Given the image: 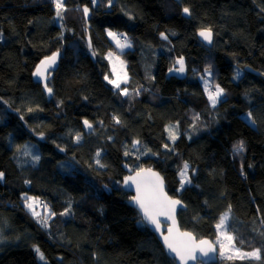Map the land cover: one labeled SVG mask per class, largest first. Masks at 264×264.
Segmentation results:
<instances>
[{"label":"trees","instance_id":"trees-1","mask_svg":"<svg viewBox=\"0 0 264 264\" xmlns=\"http://www.w3.org/2000/svg\"><path fill=\"white\" fill-rule=\"evenodd\" d=\"M81 2L64 0L60 20L52 0H0V264H174L121 188L144 168L185 206L182 230L219 250L227 212L232 246L259 250L216 264H264V0H96L87 16ZM202 29L214 35L210 49ZM109 32L131 47L119 52ZM107 52L127 64L126 95L104 80ZM53 53L47 95L33 73ZM180 58L185 76L169 75ZM205 68L224 90L215 106L200 83ZM185 163L191 182L181 187ZM26 197L45 203L47 228Z\"/></svg>","mask_w":264,"mask_h":264},{"label":"snow or ice","instance_id":"snow-or-ice-1","mask_svg":"<svg viewBox=\"0 0 264 264\" xmlns=\"http://www.w3.org/2000/svg\"><path fill=\"white\" fill-rule=\"evenodd\" d=\"M52 2L55 5L56 9V18L62 20L63 15L62 13L65 11L64 8V0H52ZM93 5L95 6L96 0H92ZM109 4H111V0H109ZM83 12L85 16H87L89 12L88 7H84ZM183 12L186 15H191L189 8L185 7L183 9ZM131 18V17H130ZM108 35L113 38L116 41L117 47L123 49L124 47H131V45L127 42L121 44L120 40L117 38V35L113 32H109ZM123 35V34H121ZM198 35L202 38V40L211 43L212 42V32L210 29H202L199 31ZM161 37L163 39H167V36H165L163 33L161 34ZM124 40L127 41V37H124ZM57 54L58 53H53V55L46 57L44 60L40 62V64L37 66L36 71L33 73L34 76H39L41 77L42 80H46L47 77L43 75V73L48 72V69L51 68L53 65L56 63L57 59ZM109 56H111V53H109ZM177 64L180 65L179 68H172L169 69V71H178V72H183L184 71V64H183V58H180L176 62ZM205 75H211V69L210 68H205ZM239 75V73L237 74ZM237 77L234 76L233 79H236ZM105 80L108 81V83L112 84L114 88L120 89V84L116 81L110 80L108 76H105ZM45 90L48 92L49 95L52 94V89L48 86L47 83H45ZM120 92L122 95L127 94V89H120ZM205 92L208 93V99L211 102L213 106L218 102L219 98L224 94V90L220 88L218 85L215 87L214 91H210L208 86H207V81H205ZM31 111V109H30ZM113 119L116 121V123H121V121L117 117H113ZM247 119L250 120L253 124H255V120L253 119L252 113H249L247 116ZM84 125L86 128L91 129L92 124L88 120L83 121ZM166 132L169 134V138L172 141H175L176 135L173 130V128L167 127L165 129ZM76 141L79 142L81 139L80 135L77 134L75 137ZM139 143V141H134V144ZM64 149L61 148V151ZM19 151V149H18ZM244 151V143L243 141L238 142V144L234 145L233 147V152L236 154H239ZM28 155L29 153H25ZM97 156L100 155L99 152L96 154ZM125 155H128L127 152H125ZM33 162H38L40 157L39 155H33L32 157ZM99 164V161H97ZM101 167L103 165H100ZM144 172L143 169H141L140 172L136 174V177H127L125 179V184H127L129 181H131L133 184L136 185V192L137 195L135 197H132V202L138 207L140 210L143 220L146 221L148 224H152L155 226L156 231L160 230V224L158 220L156 219V215H166L169 218L171 216L169 215V210L171 208H174L176 204H179L180 201L178 200H169L168 197H166L163 194L162 188L160 187L159 184V177L155 174L152 173L151 170L149 169L148 172L150 173L151 176L156 177L155 182L149 181L148 184L150 185V190L147 191H142V181L139 179L141 177V174ZM188 165L187 163L184 164L183 169L180 172V184L181 187L184 186L186 182L190 183L191 181L188 178ZM243 174V172L241 173ZM3 173H0V179L3 178ZM27 183V181H26ZM39 203L37 200H35L33 197H26L25 198V207L28 208L30 211H32L33 217H38L37 222L41 224L42 227L47 228L48 226V210L47 207L45 206V215L43 217L40 216V213L36 212L33 210L34 205ZM70 209H66L65 212L61 213V215H66L67 212ZM230 211V208H229ZM51 215H54V213H51ZM227 220H228V213H224L221 215L219 223L217 224L218 229H224L227 227ZM169 235L163 236V241L170 253H174L180 260L181 264H185L186 260H195L196 257L194 253L199 249L200 254L203 256L208 255V251L211 250V245L208 244V241L201 240L197 244L190 233H181L178 235H174V229L169 228ZM224 238L231 244V242L234 240V237L232 235H229L227 233H223ZM208 245V248L205 249L203 246ZM221 248H224V245L221 244ZM34 251L37 253L39 258L41 260H44L43 254L40 252V249L38 247L34 246ZM236 252L237 256L239 258H244V257H249V258H257L259 259V250H254L253 252L250 253H241L239 249H234ZM221 255H223V251L221 252ZM231 259V257H228Z\"/></svg>","mask_w":264,"mask_h":264},{"label":"water","instance_id":"water-1","mask_svg":"<svg viewBox=\"0 0 264 264\" xmlns=\"http://www.w3.org/2000/svg\"><path fill=\"white\" fill-rule=\"evenodd\" d=\"M185 16H187L185 13H184ZM199 31L196 33V37L198 39V41L203 45L205 46L206 48H211L212 45H213V40H214V35L212 33V42L211 43H208L204 40H202V38L198 35ZM60 53L57 54V59H56V63L55 65H53L51 68L48 69V72L46 73H43L44 76H46L48 78L49 74H51L52 72H54L57 67H58V64H59V61H60ZM44 60V59H43ZM42 61V60H41ZM40 61V62H41ZM40 62L37 64V66L40 64ZM37 66L35 68V71L37 69ZM247 70V69H246ZM34 71V72H35ZM249 71V70H247ZM33 79L35 81H39L40 83H42V86L44 88V91L47 95L48 92L45 90V83L47 82V79L46 80H42L41 77L39 76H34L33 75ZM84 125V124H83ZM85 127V125H84ZM86 128V127H85ZM151 170L152 173H155L158 177H159V184H160V187L162 188V191H163V194L169 198V200H178L176 198H172L170 197V195L167 193L166 191V184H165V181L162 177V175L152 169V168H144V172L141 174V177L139 178L143 183H142V191H147V190H150V185L148 184L149 181H152V182H155L156 180V177H153L150 175V173L148 172V170ZM141 171V170H140ZM140 171H137L135 173H132L130 175H127L123 178L122 180V184H121V188L124 192H126L127 194H129L132 197H135L137 195V192H136V185L133 184L131 181H129L127 184H125V179L127 177H136V174ZM130 198V200L128 201V205L130 207H132L139 215L140 219L142 220V222L146 225V227L154 234L156 240L158 241V243L160 244V246L162 247L164 253L166 254V256L173 260L174 261V264H181V260L174 254V253H170L168 251V249L166 248L165 244H164V241H163V236L165 235H169V228H173L174 229V235H178V234H181V233H190L193 240L198 244L199 241L201 240H205V241H208V244L211 245V250L208 251V255L207 256H203L200 254V251L199 249H197V251L194 253L196 259L195 260H186L185 261V264H216L217 261H218V255H219V250H218V247L216 246V244L209 238H202V239H197L193 233L187 231V230H182L180 225H179V222H178V219H177V214L179 211H183L185 210V206L180 202L179 204H176L174 206V208H171L169 210V215L171 216V218H169L168 216L166 215H156V219L158 220L159 224H160V230L159 231H156V228L154 225L152 224H148L146 221L143 220V217H142V214L140 212V210L138 209V207L132 202V199ZM179 201V200H178ZM205 249L208 248V245H204L203 246Z\"/></svg>","mask_w":264,"mask_h":264},{"label":"rangeland","instance_id":"rangeland-1","mask_svg":"<svg viewBox=\"0 0 264 264\" xmlns=\"http://www.w3.org/2000/svg\"><path fill=\"white\" fill-rule=\"evenodd\" d=\"M85 1L86 0H83L82 1V5L81 6H83V8L86 7V5H88V4L85 3ZM108 37L110 38V41L112 42V44H114L115 46H117L116 41L113 38H111L109 35H108ZM117 38L120 40L121 44L127 42V41L124 40V38H120L118 36H117ZM127 48H129V47H124L123 49L117 47V50L119 52H122L123 50H126ZM109 53H111V52H107L105 54V59L108 62V65H109V73L106 74L105 76H108V78L110 80H113V81L118 82L120 84V88H121L123 85H126V83L128 81L127 64L123 60H121L116 54L111 53V56H109ZM183 64H184V71L182 73L181 72H178V71H169V75H177L178 77H184L185 74H186V67H185L184 59H183ZM176 66L177 67H175V68H179L180 67L179 64H177ZM105 76H104V80H105ZM199 79H200V83H201V85H202V87H203L204 90H205V81H207V86H208L209 90H212V89L215 90V87L217 85H213L212 84L210 75H204L203 77H200ZM105 81L108 83L107 80H105ZM110 85L113 86L112 84H110ZM206 95L208 97V93H206ZM221 98H222V96L219 98V100ZM219 100H218V102H219ZM244 119L248 123H251L250 120L247 119V116L244 117ZM29 152L32 153L30 150H29ZM33 155H35V154H32L31 155V158L33 157ZM27 210L30 213H32V211H30L28 208H27ZM33 210L36 211V212H38V213H41V211H43L44 209H43V207H37V204H35ZM223 233H227V234L230 235V233H228V231H227V228H224V229H218L217 228V239L216 240H217V244H218L219 250H220L219 251V254L221 255V252L223 251V256L224 255H227V256H229V255H231V256L237 255L236 252L234 251V249H236V248H234L232 246V242L230 244L224 238ZM221 244L224 245V248L223 249L221 248Z\"/></svg>","mask_w":264,"mask_h":264},{"label":"crops","instance_id":"crops-1","mask_svg":"<svg viewBox=\"0 0 264 264\" xmlns=\"http://www.w3.org/2000/svg\"><path fill=\"white\" fill-rule=\"evenodd\" d=\"M82 1H83V0H82ZM85 3L89 5V6L86 5V7H88V8H89V11H90V9H91V5H92V1H91V0H86ZM81 5H82V2H81Z\"/></svg>","mask_w":264,"mask_h":264},{"label":"built area","instance_id":"built-area-1","mask_svg":"<svg viewBox=\"0 0 264 264\" xmlns=\"http://www.w3.org/2000/svg\"><path fill=\"white\" fill-rule=\"evenodd\" d=\"M41 205H42V206H45V203L42 201V202H41Z\"/></svg>","mask_w":264,"mask_h":264}]
</instances>
